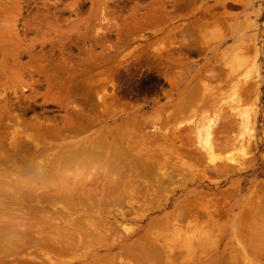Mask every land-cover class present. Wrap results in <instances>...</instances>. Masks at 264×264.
Here are the masks:
<instances>
[{
  "label": "bare ground",
  "instance_id": "obj_1",
  "mask_svg": "<svg viewBox=\"0 0 264 264\" xmlns=\"http://www.w3.org/2000/svg\"><path fill=\"white\" fill-rule=\"evenodd\" d=\"M160 1L152 0L155 8L147 12L148 17L163 15L162 10L166 9L163 7L166 1H163L161 8H157L160 6ZM75 3L79 8V1L75 0ZM171 5L174 9H181L179 0H173ZM2 7L3 4L0 2V9H3ZM199 16L202 19L197 18V21L192 22L191 28L183 27L186 29L183 31L181 26H176L174 30L179 35L183 33L190 35L194 41L201 31L207 28L206 22L215 17L210 8L204 10ZM4 20L5 14L0 18V23ZM97 29L98 31L95 32ZM99 30V26L94 29L97 36L93 39L95 47L100 46L104 37ZM129 30L128 27L119 29L117 35L119 37L127 35ZM9 31V26L0 28V55L4 57L10 55L0 65V82L3 74L7 76L5 72L9 70L13 72L12 75L15 78L23 76L24 64L21 59L25 55H28L35 63L32 68H35L38 74L52 69L57 64L48 63L42 67L40 64L43 57L42 51L36 55L35 45L32 44L26 46V50H22L15 42V39L19 43L22 42L16 36L17 33L6 46L3 40ZM57 32L58 38L63 39L59 36L60 31ZM167 33V27L163 26L159 30L161 36L154 40H162ZM13 45L14 47L10 49L9 47ZM44 48L45 45H41V50ZM143 51L148 55L146 59L150 60L156 71L163 74L170 67V56L192 55L201 52L202 48L200 45L182 42L173 52L160 51L153 54L146 49ZM59 53L63 54V51ZM53 55L54 52L48 56V60H55ZM69 69L71 72L62 73L58 67L59 74L53 73L44 77L46 94H51L50 100L57 105H59V98L66 102L64 107L66 115L62 123L51 122L48 118L40 119L37 116L25 119L24 112L14 114L15 111L24 109L19 104L20 99L25 97L22 92L26 88L33 91L31 98L40 96L38 90L42 85L39 80L33 79L36 73L29 75L32 79L31 84L23 83L12 90V99L6 97V93L0 92V179L7 180L13 174H27L36 163L45 164L51 178L46 186L23 189L20 198L15 201L17 233L12 242L0 246V264H37L38 262L43 264L44 261L47 264H73L75 260L81 261V264H119L122 261V255L127 256L129 262L124 264H178V262L174 263L177 261V255L172 250L174 245H168L170 239L168 234H165L166 231L180 230L176 223L180 217L184 219L205 216L216 225L217 219L223 213V202H226L227 197L232 196L231 192L220 196L213 194L215 202L211 204L212 209V206L208 205L210 201L207 195L200 192H195L187 200L177 201L171 213L169 211L160 217L150 218L142 231L143 235L128 243L122 253H112L111 250L110 245L116 242L117 235L112 232L98 231L101 222L92 218L95 214L105 213L115 205L124 203L137 212L150 206L155 209L163 208L164 204L159 194L164 190L168 191L174 180L179 182V177L193 174V169L198 168L197 164L208 163L205 165L206 169L200 171L203 176L208 171L218 176L226 175L232 168L222 162L217 153L245 144L241 137L227 134L234 126V121L202 112L197 122H194L195 113L189 114L193 107L207 109L210 112L218 108L217 105L213 108L209 98L203 94H197L195 86L199 83L190 80L179 104H176L179 108L177 112L171 115H160L158 110L152 117L129 114L134 111L129 109L126 111L129 115L123 122L108 125L107 119L113 118L116 115L115 109L121 105L118 96L98 95L100 105L93 107L89 101L87 87L104 81L114 87L113 71L106 68L97 74L88 72L81 78H77L74 73L75 68L68 66ZM63 75H67V78L61 82ZM231 80H233L231 84L234 88H240L236 94V105L239 108L245 100L247 88L251 90L252 88L246 86L241 78ZM119 81L121 86L123 79ZM209 81L214 84H202L201 87L220 88L221 85L227 84L217 76L210 77ZM77 82L81 86L80 93L77 90ZM192 82L194 87L191 86ZM152 84L150 79V82L144 80L133 82L131 86L137 92L136 95H139L142 89H149ZM72 105L75 106L72 107ZM88 106H91V109L87 112ZM98 108H101L100 113L96 112ZM183 117L187 120L188 126L184 127L180 124L173 133L167 132L165 128L170 120H179ZM11 119L15 123L12 124V130L9 133ZM101 123L103 125L94 130ZM152 123L160 124L159 128L153 132H147L150 126L153 128ZM196 125L197 128L201 126L199 131L204 137L201 145L203 152L192 149L193 130L191 128L196 130ZM64 132L72 134L73 139L70 142H64L65 136L62 134ZM81 134L88 136L76 139ZM57 139H61L60 145L54 144ZM36 158L38 162L34 163ZM68 167L75 169V177L71 182H67L62 175ZM255 197L259 200L254 201ZM221 198L223 201H220ZM234 201L230 208L234 210L240 208L238 214L234 213V210L228 211V217L233 219L229 225V234H233L235 242L238 243L234 258L229 261L226 253H214L211 258L199 264H264V185L258 183L249 193L237 195ZM62 202L66 205L64 212L67 218L63 216L62 209H57ZM71 210L81 215L70 219L68 214ZM211 210L216 217L210 214ZM252 218H255L254 223L250 222ZM53 227L63 230L51 231ZM241 241L245 243L240 248ZM30 247H33L35 252L27 253V248ZM243 247H245L244 250ZM102 248L105 252L100 254L99 251ZM65 258L69 261L61 263V259Z\"/></svg>",
  "mask_w": 264,
  "mask_h": 264
},
{
  "label": "rangeland",
  "instance_id": "obj_2",
  "mask_svg": "<svg viewBox=\"0 0 264 264\" xmlns=\"http://www.w3.org/2000/svg\"><path fill=\"white\" fill-rule=\"evenodd\" d=\"M78 1L79 8L75 0H0L3 4V9H0V18L5 14V20L0 23V28L9 26L10 29L3 40L5 45L8 46V42L13 40L14 34L17 33L16 36L22 42L19 43L16 39L15 42L22 50L32 44L35 45L36 55L42 51L43 57L40 62L42 67L48 63L51 65L57 63L52 69L38 74L37 70L32 68L35 63L28 55H25L21 59L24 64L23 76L15 78L12 71L5 72L7 76L3 74L0 92L6 93V97L12 99V90L23 83L31 84L32 79L29 75L36 73L33 79L39 80L42 85L38 90L40 96L31 98L33 91L26 88L22 92L25 97L20 99L19 104L24 109L22 111L19 109L14 114L24 112L25 119L37 116L40 119L48 118L51 122L62 123L66 115L64 108L66 102L59 98V105H57L50 100L51 94H46L45 75L59 74L58 67L62 73L71 72L70 69L68 70L70 66L75 68L76 77L81 78L85 73L97 74L109 68L114 73L112 74L114 87L104 81L91 85L87 89L90 95L89 101L93 107L100 105L99 96H118L121 105L116 106L114 111L116 115L107 119L108 125H111L123 122L129 114L153 117L159 110L160 115H171L179 110L176 104H179L190 80L199 83L195 86L197 94H203L209 98L213 108L217 105L218 109L210 112L207 109L193 107L189 114L195 113L194 122H197L202 112H208L211 116L216 114L219 118H228L234 121V126L227 134L241 137L245 141L242 146L217 153L221 161L228 164L232 170L226 175L219 176L208 171L203 176L200 171L206 169L205 165L208 163L197 164L198 168L193 169V174L179 177V182L174 180L168 191L158 193L164 204L161 209L150 206L137 212L124 203L115 205L105 213L95 214V217H88L101 222L98 231L112 232L117 235L116 242L110 245L111 250L112 253H122L128 243L143 235L142 231L150 218L160 217L169 211L171 213L177 201L187 200L195 192H200L207 195L210 201L208 205L212 206L211 204L215 202L213 194L220 196L231 192L232 196L227 197L226 202H223V213L217 219L216 225L205 216L184 219L180 217L178 222L176 221L180 230H169L165 234H168L170 239L168 245H174L172 250L177 255V261L174 263H204L214 253H226L229 261L232 260L237 252L238 243L234 240L235 236L229 234V225L233 219L228 217V211L233 212L234 209L230 207L235 203L234 198L237 195L249 193L258 183L264 185V0H193L191 2L179 0L181 9L172 7L173 0H161L160 6L156 7L161 8L163 1H166L163 6L166 9L162 10L163 15L154 17L147 16V12L155 8L152 0ZM208 8L212 9L215 17L213 19L205 17L209 19L206 22L208 26L194 39L195 42L190 35L186 33L179 35L174 30V27L181 26V29L185 31L183 27H190L192 22L197 21L199 15ZM97 26L100 27L99 33L104 36L99 47H95L93 42V39L97 38L95 32L98 29L94 32ZM163 26L167 27L168 33L162 40L155 41V38L161 36L159 30ZM124 27L130 30L127 31V35L119 37L117 31ZM57 31H60L59 36L63 39L58 38ZM182 42L200 45L202 51L192 55L173 54L170 56V67L163 74L156 71L150 60L146 59L148 55L143 51L146 49L153 54L160 51L173 52ZM41 45H45L43 50ZM60 46H62L61 49ZM13 47L14 45L9 48ZM61 51L63 54L59 53ZM53 52L55 60H48V56H51ZM9 56L0 55V65ZM212 76L219 77L227 84L221 85L220 88L210 86L202 88V84H214L209 81ZM66 78L67 75H63L60 81L64 82ZM121 78L123 82L121 81L120 86ZM232 78H241L246 86L252 88V90L247 88L245 100L239 108L236 105V94L240 88L232 86ZM150 79L152 86L149 89H142L141 93L136 95L137 92L132 89V83L140 80L150 82ZM194 83L192 82L191 86L194 87ZM76 85L80 93L79 82ZM90 107H87V112L91 109ZM129 109L134 111L127 115L126 111ZM100 110L101 108H98L96 112L100 113ZM14 123L11 119L9 133ZM180 124L184 127L188 126L187 120L183 117L179 120H170L165 129L171 134ZM102 125V123L99 124L94 130ZM152 125L153 128L150 126L147 132H153L160 126L155 123ZM195 128L196 130L191 128L193 130L192 149L203 152L201 145L204 137L200 132L201 126L197 128L196 125ZM62 134L65 136L64 142H70L73 139L72 134L68 132ZM83 136L88 135L81 134L76 139ZM54 144L60 145L61 139H57ZM33 162H38V158ZM258 200L259 198H254V201ZM220 201H223L222 198ZM57 209H62L61 211L64 212L65 203L62 202ZM239 211L240 208L235 209L234 213L238 214ZM211 213L216 217L213 210L210 211ZM68 215L72 219L81 214L78 215V212L71 210ZM63 216L67 218L65 212ZM254 219H250V222L254 223ZM60 230L63 229H57V227L51 229V231ZM243 243L245 242L239 243L240 248L244 246ZM32 252H35L33 247L27 248V253ZM99 252L102 254L105 251L102 248ZM121 258L122 261L119 264L129 263L127 256L122 255ZM67 259H61L60 262L66 263L69 261ZM72 263L81 264V261L75 260ZM43 264L47 262L44 261Z\"/></svg>",
  "mask_w": 264,
  "mask_h": 264
},
{
  "label": "clouds",
  "instance_id": "obj_3",
  "mask_svg": "<svg viewBox=\"0 0 264 264\" xmlns=\"http://www.w3.org/2000/svg\"><path fill=\"white\" fill-rule=\"evenodd\" d=\"M62 175L67 182H71L75 177V169L68 167ZM50 179L47 166L42 163L34 164L27 174H13L7 180L0 179V246L15 239L17 217L14 203L20 198L22 190L46 186Z\"/></svg>",
  "mask_w": 264,
  "mask_h": 264
}]
</instances>
